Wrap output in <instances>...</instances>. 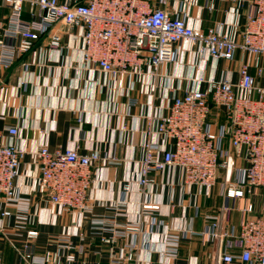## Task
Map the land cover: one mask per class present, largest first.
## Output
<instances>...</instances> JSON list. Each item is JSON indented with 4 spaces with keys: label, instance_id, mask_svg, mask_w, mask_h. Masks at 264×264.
Wrapping results in <instances>:
<instances>
[{
    "label": "built area",
    "instance_id": "built-area-1",
    "mask_svg": "<svg viewBox=\"0 0 264 264\" xmlns=\"http://www.w3.org/2000/svg\"><path fill=\"white\" fill-rule=\"evenodd\" d=\"M159 2L161 6L155 0H0V10H5L0 19V70L35 53L36 44L59 23L77 31L73 40L81 52L82 66L114 82L157 76L162 66L175 60L182 43L195 48L205 63L233 61L238 53L255 58L241 63L236 82L229 74L224 78L200 76L195 87L171 97L165 114L151 113L145 118L137 185L142 194H148L158 177L176 171L185 188H195L201 195L209 196L221 183L227 203L205 216L206 228L195 230L193 218L185 216L164 222L160 206L145 202L140 203L138 218L131 220L122 210L125 202H120L112 216L92 218L91 229L108 246V264H154V255L158 264H176L184 238H200L204 245L214 246L208 256L211 264H264V67L260 62L264 57V0H251L253 12L239 40L223 30L205 32L178 17V10H169L170 0ZM68 48L59 34L49 36L50 51L61 54ZM137 104L131 98L128 109ZM122 130H127L125 121ZM6 131L9 141H0V195L11 208L26 204L17 181L27 151L17 143L21 137L18 126ZM33 155L39 190L60 213L73 218V226L58 240L71 249V237L85 239L81 224L93 211L94 167L118 164V159L101 156L98 150L82 154L73 147L52 152L47 145ZM260 199L258 208L256 200ZM21 211L17 217L20 229L29 223L28 207ZM234 212L242 217L238 234L231 225ZM10 216L8 208L2 211L1 228ZM27 236L34 240L38 232L29 231ZM18 253L24 263H46L36 260L32 243L18 248ZM65 261L74 263L75 254L68 253ZM0 264H5L1 256Z\"/></svg>",
    "mask_w": 264,
    "mask_h": 264
},
{
    "label": "crops",
    "instance_id": "crops-1",
    "mask_svg": "<svg viewBox=\"0 0 264 264\" xmlns=\"http://www.w3.org/2000/svg\"><path fill=\"white\" fill-rule=\"evenodd\" d=\"M155 4L161 6L159 0ZM168 9L178 10V17L205 32L223 30L239 40L253 5L251 0H180L177 4L170 0ZM4 15L5 10H0V19ZM52 34H59L63 45L70 48L61 54L50 51ZM75 34L77 31L67 25L55 24L36 44L35 53L22 56L10 69L0 70V141H9L7 127L18 126L21 137L17 143L27 151L17 185L28 206L22 202L9 208L0 195V220L2 211L8 208L11 212L4 219L3 228L0 226V256L5 264H27L21 261L18 248L28 243L33 244L36 260L46 261L44 264H68V253L76 256L72 264H108V246L92 234L91 219L112 216L115 204L120 202H125L122 210L131 220L138 218L141 202L158 204L164 222L172 223L184 216L193 218L197 231L206 228V215L217 213L227 203L221 183L209 196L201 195L195 188H185L177 171L158 177L152 191L142 194L136 181L143 157L145 118L151 113L165 114L171 97L195 87L200 76L224 78L229 74L236 82L241 63L253 62L255 58L238 53L233 61L205 63L195 48L182 43L177 46L175 60L162 66L157 76L114 82L103 73L82 66L81 52L73 40ZM252 73H256L254 68ZM131 98L137 99L138 104L128 109ZM78 118H82L81 124ZM124 121L127 130H122ZM41 145H47L52 152L70 147L78 148L82 154L98 150L101 156L114 155L119 162L94 167L90 200L93 211L81 224L85 239L71 237V249L64 248L58 240L73 226L72 216L60 213L38 187L33 152ZM25 207L29 223L20 229L17 217ZM241 218L239 212L231 216L235 234L239 233ZM29 231H37L38 237L30 240ZM213 251L215 247L204 245L200 238H184L176 264H211L208 256ZM153 261L158 264L157 255Z\"/></svg>",
    "mask_w": 264,
    "mask_h": 264
},
{
    "label": "rangeland",
    "instance_id": "rangeland-1",
    "mask_svg": "<svg viewBox=\"0 0 264 264\" xmlns=\"http://www.w3.org/2000/svg\"><path fill=\"white\" fill-rule=\"evenodd\" d=\"M255 60H256V59H255ZM255 60H254V61H255ZM260 62H261V66L264 67V57H261V58H260ZM256 205H257V207L259 208V206L262 205V199H260V200H256Z\"/></svg>",
    "mask_w": 264,
    "mask_h": 264
}]
</instances>
